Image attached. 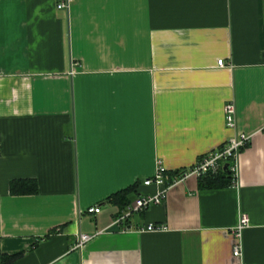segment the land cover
<instances>
[{
    "label": "crops",
    "instance_id": "crops-1",
    "mask_svg": "<svg viewBox=\"0 0 264 264\" xmlns=\"http://www.w3.org/2000/svg\"><path fill=\"white\" fill-rule=\"evenodd\" d=\"M57 2L0 0V264H264V0ZM227 100L250 134L236 183L189 176L110 226L159 163L221 146Z\"/></svg>",
    "mask_w": 264,
    "mask_h": 264
},
{
    "label": "built area",
    "instance_id": "built-area-1",
    "mask_svg": "<svg viewBox=\"0 0 264 264\" xmlns=\"http://www.w3.org/2000/svg\"><path fill=\"white\" fill-rule=\"evenodd\" d=\"M71 0H58L57 7L58 8H68ZM222 58L218 59L217 65H222ZM224 122L225 126L229 128L232 133L230 136L221 143V146L216 147L208 153H203L199 158L195 159L193 165H189L187 167H182L181 169H175L173 171H164L162 165L159 163L156 167L153 176L145 177L142 180L143 184L146 185H155V191L153 193L148 192L145 194H140L139 196H135L134 200L127 205L126 209L121 211L120 213L116 214L113 217L110 226H119L120 230L128 231L131 228V224H126L127 217L131 216L134 212H140L141 210L147 208L149 205H154L158 203H162L166 199L168 187L176 184L181 183L185 178L192 176V177H200L202 175H207L209 173H216L222 171L224 168L229 169L231 172L232 178L231 181L235 184L237 181V161H238V154L240 149L248 143L250 134H246L243 131H236L235 130V105L233 101L227 100L224 102ZM227 163V166L224 165ZM101 210L100 206L91 205L87 208L88 212L99 213ZM248 224V217L245 214H241L239 222L237 226L233 229V233H235L236 240H234V245L232 249V255L237 256L238 258L241 257L243 245L241 239V232L244 229V226ZM138 228V231L142 230H152L159 228L157 225L152 223H147ZM102 230L96 232L97 234L100 233ZM94 234H83V232H79V244L82 242H86L90 239ZM246 264V263H242Z\"/></svg>",
    "mask_w": 264,
    "mask_h": 264
},
{
    "label": "trees",
    "instance_id": "trees-1",
    "mask_svg": "<svg viewBox=\"0 0 264 264\" xmlns=\"http://www.w3.org/2000/svg\"><path fill=\"white\" fill-rule=\"evenodd\" d=\"M232 175L231 172H229V169L224 168L222 171H218L216 173H209L207 175H202L199 177L200 180V184L201 186L204 187H214V186H220L222 187L224 184H227L231 181ZM30 182V183H29ZM24 181V180H15V181H11V190L12 193L15 192H22V191H34L36 189V183L35 181ZM27 184H29L27 186ZM135 187V185H133V188ZM131 187V189H133ZM129 189V188H128ZM128 189L126 190H121V192L125 195L127 191H129ZM118 202L120 204H125L127 203V200L125 197L122 196V198L120 200H118ZM22 254V252H18L17 254H12L9 255L8 257H5L3 259V262L1 264H6L7 262H10L12 260H16L18 259V257Z\"/></svg>",
    "mask_w": 264,
    "mask_h": 264
},
{
    "label": "water",
    "instance_id": "water-1",
    "mask_svg": "<svg viewBox=\"0 0 264 264\" xmlns=\"http://www.w3.org/2000/svg\"><path fill=\"white\" fill-rule=\"evenodd\" d=\"M227 166V163L224 165V167H226Z\"/></svg>",
    "mask_w": 264,
    "mask_h": 264
}]
</instances>
